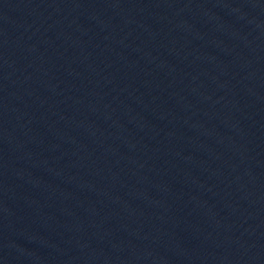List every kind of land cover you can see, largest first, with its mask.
Segmentation results:
<instances>
[{
    "label": "water",
    "instance_id": "95a60500",
    "mask_svg": "<svg viewBox=\"0 0 264 264\" xmlns=\"http://www.w3.org/2000/svg\"><path fill=\"white\" fill-rule=\"evenodd\" d=\"M0 264H264V0H0Z\"/></svg>",
    "mask_w": 264,
    "mask_h": 264
}]
</instances>
